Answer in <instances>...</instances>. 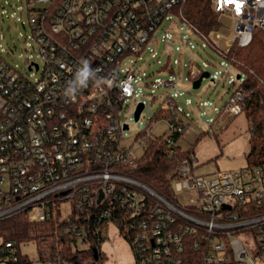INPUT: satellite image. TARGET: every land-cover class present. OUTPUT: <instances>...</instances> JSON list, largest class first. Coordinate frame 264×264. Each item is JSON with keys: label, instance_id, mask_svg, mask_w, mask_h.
Listing matches in <instances>:
<instances>
[{"label": "built area", "instance_id": "1", "mask_svg": "<svg viewBox=\"0 0 264 264\" xmlns=\"http://www.w3.org/2000/svg\"><path fill=\"white\" fill-rule=\"evenodd\" d=\"M187 1L26 0V37L42 64L28 61L24 74L0 54V221L21 213L33 222L64 223L80 248L88 233L102 236L113 224L131 248L128 264H186L187 243L201 264H264V164L198 174L190 153L166 174L173 193H192L182 204L138 180L132 171L140 156L121 143L128 124L122 108L142 102L144 88L155 98L157 88L158 110L171 111L165 143L172 155L187 127L176 99L182 66L184 82L203 71L210 76L209 62L196 56V48L209 49L223 56L214 79L224 76L230 47L247 45L255 30L264 35V0H208L233 22L224 40L218 29L204 32L187 17ZM157 49L177 56L158 67L166 79L151 80L134 62L144 53L157 59ZM85 59L99 83L66 97ZM244 96L242 88L234 91L221 111L240 113ZM64 202L68 213L54 219ZM18 245L0 235V264H31L21 260Z\"/></svg>", "mask_w": 264, "mask_h": 264}, {"label": "rangeland", "instance_id": "2", "mask_svg": "<svg viewBox=\"0 0 264 264\" xmlns=\"http://www.w3.org/2000/svg\"><path fill=\"white\" fill-rule=\"evenodd\" d=\"M26 0H0V54L18 71L25 74L28 61L35 60L42 64V59L38 55L37 47L33 41L27 38L30 35V27L28 25L27 13L25 10ZM22 22L24 25H22ZM220 27L217 30L224 38L229 37L233 31V22L230 19L219 16ZM184 32H189L185 29ZM36 48V50H34ZM198 50L197 60H205L209 65L204 68L211 75L203 78L199 87L192 88L191 83L183 81L186 66H182L180 79L182 80L180 91L182 94L176 99L182 110V119L187 122L186 129L176 138L175 142L182 149L193 147L194 156L197 160L196 172L198 174H208L217 170H229L241 167L247 164V153L250 148L248 122L245 114L240 112L236 115H225L222 111L215 117L224 102L228 99L230 92V77H234L236 73L231 68V76L224 78L219 75L214 79L213 73L222 70L219 61L223 56L218 53L211 52L209 49ZM158 58H153L150 54L144 53L143 59H137L134 66L146 74H150V79L156 77L166 79L169 74L166 70H159L158 67L164 62L172 63L177 54L172 52L170 59L167 58V52L160 49L156 50ZM181 61H185V56L181 57ZM176 68V64H173ZM31 74V71H28ZM37 72H34L36 74ZM222 77V78H221ZM159 89H154L152 98L149 90L143 89V94L139 97L144 102V107L137 120L133 118V107H123L120 115L121 119L128 122L129 126L125 129V135L121 143L131 148L132 153L139 157L143 154L144 143L139 133L146 130L154 135L168 137L171 135L167 119L156 116L160 99L158 98ZM191 101L190 105L186 104V99ZM206 102V105H203ZM209 103V104H208ZM216 103L215 106H211ZM199 104V107L197 105ZM187 114V115H184ZM214 119V120H212ZM173 195L182 204H189L190 196H193L189 190L174 191ZM62 212L55 214L54 219L61 220L66 216L69 210L68 203H61ZM63 213V214H62ZM42 222L37 221L39 228L44 229ZM38 228V230H40ZM41 229V230H43ZM40 230V231H41ZM77 240V239H76ZM21 254H24L31 264H44L40 260L37 248V240L35 238L24 239L19 241L18 245ZM100 250L102 264H128L134 260L131 248L124 237L118 232L115 225L109 224L107 230L102 233L100 241Z\"/></svg>", "mask_w": 264, "mask_h": 264}, {"label": "trees", "instance_id": "3", "mask_svg": "<svg viewBox=\"0 0 264 264\" xmlns=\"http://www.w3.org/2000/svg\"><path fill=\"white\" fill-rule=\"evenodd\" d=\"M187 17L199 29L207 32L220 27L219 15L214 11L208 0H188L185 5ZM227 71L224 78L231 76V68L236 75L230 81V95L242 88L245 96L241 104V112L247 118L250 148L247 153V164H264V35L255 30L253 38L245 46L234 44L227 52ZM222 78V77H221ZM218 79V78H217ZM219 81L216 80V82ZM187 83V81H186ZM189 83V82H188ZM213 103L211 106H215ZM197 107H199L197 105ZM222 107L215 112V117L221 113ZM170 110L159 111L156 116L168 119ZM139 136L143 140L144 150L139 157L133 175L141 182L152 187L166 198L172 199L173 188L166 178V174L173 170L182 158L194 153L193 147L182 149L174 146V153L166 152L165 137L154 135L146 130H141ZM93 228V221H89ZM45 226L39 228L36 222L26 219L21 213L6 217L0 221V235L18 244L20 240L35 238L40 260H52L58 264H102L99 248L102 236L88 233L85 247L77 244L76 234L70 231L64 223L57 221L42 222ZM121 228V224H118ZM38 228L41 230H38ZM95 252V253H94ZM186 264H201L200 255L194 251L190 244L184 248ZM21 260L30 263L25 255Z\"/></svg>", "mask_w": 264, "mask_h": 264}, {"label": "clouds", "instance_id": "4", "mask_svg": "<svg viewBox=\"0 0 264 264\" xmlns=\"http://www.w3.org/2000/svg\"><path fill=\"white\" fill-rule=\"evenodd\" d=\"M81 67L77 69L74 79L68 84L64 91L66 97L75 99L76 94L83 88L88 87L90 81L99 83L96 72H94L88 60L81 61Z\"/></svg>", "mask_w": 264, "mask_h": 264}, {"label": "water", "instance_id": "5", "mask_svg": "<svg viewBox=\"0 0 264 264\" xmlns=\"http://www.w3.org/2000/svg\"><path fill=\"white\" fill-rule=\"evenodd\" d=\"M209 77V73L207 71H203L199 76L198 78H196L195 80H193V82L191 83V86L192 88H197L199 87L201 81L203 78H208ZM236 78L238 79L239 78V75L237 74L236 75ZM144 107V104L142 102H138L135 107H134V110H133V118L134 120H137L140 116V113L142 111ZM123 128L124 129H127L128 128V124H124L123 125ZM95 253V252H94Z\"/></svg>", "mask_w": 264, "mask_h": 264}, {"label": "crops", "instance_id": "6", "mask_svg": "<svg viewBox=\"0 0 264 264\" xmlns=\"http://www.w3.org/2000/svg\"><path fill=\"white\" fill-rule=\"evenodd\" d=\"M134 110V109H133ZM197 161V160H196ZM208 174H210V173H208Z\"/></svg>", "mask_w": 264, "mask_h": 264}, {"label": "flooded vegetation", "instance_id": "7", "mask_svg": "<svg viewBox=\"0 0 264 264\" xmlns=\"http://www.w3.org/2000/svg\"><path fill=\"white\" fill-rule=\"evenodd\" d=\"M129 126V125H128Z\"/></svg>", "mask_w": 264, "mask_h": 264}]
</instances>
